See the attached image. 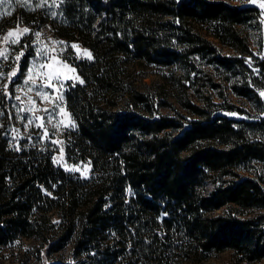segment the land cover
Masks as SVG:
<instances>
[{"label": "trees", "instance_id": "obj_1", "mask_svg": "<svg viewBox=\"0 0 264 264\" xmlns=\"http://www.w3.org/2000/svg\"><path fill=\"white\" fill-rule=\"evenodd\" d=\"M39 2L0 7V33L29 30L19 38L16 78L44 26L90 52L82 58L72 48L65 57L79 78L65 89L75 122L65 156L88 163L91 175L65 171L36 147L17 151L0 136V249L40 241L42 264L201 263L225 251L238 262L262 261L264 117L224 95L228 82L260 103L264 55L245 31L259 8L230 0ZM148 69L159 78L141 91ZM60 252L66 260L47 261Z\"/></svg>", "mask_w": 264, "mask_h": 264}, {"label": "rangeland", "instance_id": "obj_2", "mask_svg": "<svg viewBox=\"0 0 264 264\" xmlns=\"http://www.w3.org/2000/svg\"><path fill=\"white\" fill-rule=\"evenodd\" d=\"M21 2H25V0H20ZM233 4H251L259 8L260 10V18L257 23H253L249 26H246V34L248 43L251 47V49L254 52H259L261 55H264V24H261V21H264V15L261 13H264V0H244V1H233L230 0ZM3 23L0 25V32L2 27H4ZM12 24V23H11ZM24 28L23 27H11L6 33L3 34L0 33V51H4L8 55L7 60H3L0 58V71L4 72L3 78H0V90H2L4 84H9L8 76L7 74L11 72L13 69L18 68L19 61H15L14 57L17 55H20L19 50L23 51V49H20L19 43L17 44H9L4 41V37L7 35L9 31L13 32V37L9 39H19L23 34ZM35 33H40L39 38L35 36ZM33 34V43H34V54L33 56L28 60L27 63V69L24 71V73L19 77H13L12 83L9 84V87L7 91L12 94L13 97L19 95L21 97V101H24V103H21V101H16L13 99H4L0 100V111L4 112L3 116H0V136L5 139V141L8 143L9 147L14 148L17 146H23L26 148L30 147H36L39 150L47 153H52L54 157L57 158L59 163H57L60 167H62L65 171H67V168L72 167H79L80 171H75L71 173H75L80 175L81 177L87 178L91 175V166L88 163H71L67 160L65 156V132L68 129H64L63 125L69 122V119H71V116L67 110L66 105V94L65 89H62L63 93V99L59 103L61 106H63L66 110V114L63 115V123L59 125L60 130H57L53 127V125H56L59 120H61V117L57 116L52 120V123L49 124L47 122V117L49 115L48 112L43 111V109H52L53 105L50 101H44L40 97H37L35 95V92L27 93V87L29 85H25V74L27 73L28 68L33 63H38L35 59V49H48L52 54L59 53L57 56V61L53 64L49 65V71L51 72H63L67 76L72 77V79L69 81H78L76 79L78 77L76 69L69 65L67 61L65 60L66 54L69 53L71 56V52H68V49H74L76 51V54L78 57H87L90 54L88 50H84L79 47V45L73 44L69 45L64 40L58 39L54 36L52 30L48 26H44L41 28L40 31H37ZM218 45H220L218 42H216ZM75 46V47H73ZM221 51L223 54L232 55L235 54V52L229 48L220 45ZM24 48V47H22ZM20 51V52H21ZM67 65L68 67H65ZM70 69H74L75 71H71ZM18 71V70H17ZM158 73L156 70L148 69L146 77H144L142 80H140L137 83V86L139 90L146 91L149 87H152L157 81H158ZM67 82V83H68ZM225 88H224V95L227 97L226 99L230 104L242 107L248 111H250L253 115L259 116L260 118L264 117V100H262L261 96L260 103L258 104L253 103L247 99H242L239 96H237L231 89V84L226 82ZM214 90L215 99H218V91ZM45 91H51L50 89H45ZM264 91V89L262 90ZM260 91V92H262ZM259 92V93H260ZM31 97L33 100H35V108L40 109L39 111H35L34 115L37 117H44L43 124L44 127L48 130V136L45 138H41L38 136V133H41L42 130L35 127V124L41 123L40 120L34 121L32 126H29L28 128H25L26 120H18L17 119V113L16 109L12 107L13 104H16L17 106L21 108H29L31 105L27 103L28 98ZM9 114H11V118H9ZM33 113H29L27 111L21 113V115L27 117L29 115H32ZM232 117L238 118V119H244V117L239 116L237 114H233ZM247 117H245L246 119ZM72 120V119H71ZM31 136V139H28V137ZM15 137V139H13ZM52 141H55L56 143H52ZM35 145V146H34ZM70 172V171H68ZM242 175L248 176L251 173L240 170L239 171ZM45 245L37 240L32 239H21L18 240L10 245H7L0 249V264H42L43 263V250ZM61 253V252H60ZM50 253L46 255V259L48 262L52 261H58V260H66L67 259V253ZM179 264H247L245 262H238L232 255L231 251H225L219 254L214 255L213 257L209 258L208 260H205L201 263H189V262H181ZM253 264H264V259L260 262L253 263Z\"/></svg>", "mask_w": 264, "mask_h": 264}, {"label": "snow or ice", "instance_id": "obj_3", "mask_svg": "<svg viewBox=\"0 0 264 264\" xmlns=\"http://www.w3.org/2000/svg\"><path fill=\"white\" fill-rule=\"evenodd\" d=\"M20 0H17V3H19ZM30 0H25L24 4L22 6H27ZM46 3L47 0H44ZM11 0H0V7L5 6L6 4H10ZM37 7H43V4L39 2V0H35ZM64 3V0H59V4H56V0H53V4L56 7H59ZM5 13L3 11H0V16L4 15ZM10 15L11 13H7ZM264 15V13H261ZM51 15L54 17L56 13H51ZM261 24H264V21L260 22ZM28 29L25 28L23 30L24 33H28ZM13 32L9 31L7 35L3 38L6 43L9 44H17L19 43V39H9L13 37ZM40 33H35V36L39 38ZM75 47V46H73ZM23 55V52H21L20 55H17L14 57L15 61H19L21 56ZM59 53L52 54L48 49H35V59L39 61L38 63H33L27 70V73L25 74V85H29L27 87V93L35 92V95L37 97H40L44 101H50L53 105L52 109H43V111L48 112L49 115L47 117V122L49 124L52 123V120L59 116L61 117V120L57 122L56 125H53L54 128L57 130H60L59 125L63 123V115L66 114V110L61 104L59 103L63 99V93L62 89H64L65 84H67L68 80L72 79V77L67 76L63 72H51L49 71V65L53 64L57 61V56ZM0 58L3 60L8 59V55L4 51H0ZM264 58V57H262ZM88 59H91L90 54L88 55ZM65 67H68L65 65ZM71 71H75L74 69H70ZM18 75L17 69H13L11 72L7 74L9 84H11L12 78L16 77ZM4 72L0 71V78H3ZM76 79H79L78 77ZM79 83L83 84V80H79ZM9 84H4L2 90H0V100L4 99H15L16 101H21V97L19 95L13 97L11 93L7 91ZM69 87H75V83L69 85ZM45 89H50L51 91H45ZM259 95L261 96L262 100H264V91L260 92ZM21 103H24V101H21ZM27 103L31 105V107L25 109L17 106L16 104H13L12 107L16 109L17 113V119L18 120H26L25 128H28L29 126H32L34 121L40 120L41 123L35 124V127L38 129H41L42 132L38 133V136L41 138H45L48 136V130L44 127L43 120L44 117H37L34 115L35 111H39L40 109L35 108V100H33L31 97L28 98ZM29 112L33 113L32 115H29L27 117L21 115L23 112ZM4 112L0 111V116H3ZM9 118H11V114H9ZM75 126V122L69 119V122L64 124V129L71 128ZM32 137L29 136L28 139H31ZM15 139V137H13ZM52 143H56L55 141H52ZM35 146V145H34ZM17 151L20 150L19 147L16 148ZM54 163H59L56 157H53ZM67 171L75 172L80 171L79 167H72L67 168Z\"/></svg>", "mask_w": 264, "mask_h": 264}]
</instances>
